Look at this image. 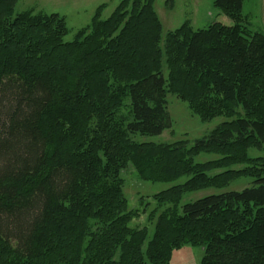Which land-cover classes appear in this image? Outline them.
<instances>
[{
  "label": "trees",
  "instance_id": "16d2710c",
  "mask_svg": "<svg viewBox=\"0 0 264 264\" xmlns=\"http://www.w3.org/2000/svg\"><path fill=\"white\" fill-rule=\"evenodd\" d=\"M244 1L215 0L231 26L164 37L156 0H121L67 42L65 17L0 0V264H170L185 245L202 264H264V33ZM170 95L223 121L194 144L138 141L172 129ZM129 166L151 183L188 177L152 197L151 237L131 226Z\"/></svg>",
  "mask_w": 264,
  "mask_h": 264
},
{
  "label": "rangeland",
  "instance_id": "374dc122",
  "mask_svg": "<svg viewBox=\"0 0 264 264\" xmlns=\"http://www.w3.org/2000/svg\"><path fill=\"white\" fill-rule=\"evenodd\" d=\"M121 0H20L16 6V12L35 10L46 14H59L67 21L68 34L65 41L71 42L79 30L88 26L97 9L106 5L102 13V19L109 18ZM215 0H156L155 10L163 25V35L170 31H175L188 23L194 30L206 29L214 23H221L231 26L233 21L222 10L215 7ZM258 0H245L243 16L248 23L252 24L253 29L260 31L258 17ZM169 111L173 120V127L161 136H138L140 142L173 143L177 141H188L190 144L198 139L207 136L215 129L223 118H217L211 122L204 123L200 118L191 112L187 103L181 101L174 95L169 96ZM250 154L255 157L260 155L256 151ZM212 155H201L197 158L198 162L213 159ZM235 169L239 167H234ZM125 179L124 193L129 202L131 210H137L139 219L131 223L132 227L140 225L148 227L150 237L153 234L154 226L147 222V215L144 211H151L155 205L152 197L173 186L184 184L188 177L170 183H151L142 181L134 171L132 166L122 173ZM251 179H242L233 182L222 191L215 189L201 190L186 194L182 200V205L193 203L201 198L212 194H219L229 191H242L251 186ZM151 203L150 206H147ZM205 256L203 247L185 245L172 252L170 264H202Z\"/></svg>",
  "mask_w": 264,
  "mask_h": 264
},
{
  "label": "crops",
  "instance_id": "0c3cea01",
  "mask_svg": "<svg viewBox=\"0 0 264 264\" xmlns=\"http://www.w3.org/2000/svg\"><path fill=\"white\" fill-rule=\"evenodd\" d=\"M247 1V0H246ZM258 17H259V28L262 33H264V0H258ZM245 8V1H244V6L243 9ZM246 22H248L246 18ZM250 25H252L250 23ZM253 27V26H252Z\"/></svg>",
  "mask_w": 264,
  "mask_h": 264
}]
</instances>
